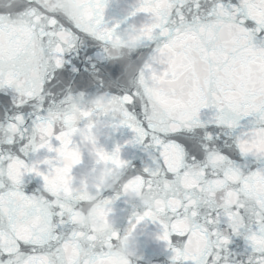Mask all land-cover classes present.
I'll return each instance as SVG.
<instances>
[{"label": "water", "instance_id": "95a60500", "mask_svg": "<svg viewBox=\"0 0 264 264\" xmlns=\"http://www.w3.org/2000/svg\"><path fill=\"white\" fill-rule=\"evenodd\" d=\"M15 2L0 0V7L14 9ZM137 2L109 0L105 20L109 27L116 21L121 24L104 52L111 58L127 57L141 46L146 28L159 30L164 39L157 50L152 51L153 45L148 42L138 50L145 72L138 83L133 81V86L142 90L141 100L146 98L153 121L176 128L188 119L206 0H199L202 12L196 25L176 26L173 21L169 27L165 25L175 15L173 0H145L146 12L125 19ZM177 2L190 18L192 0ZM36 4L78 22H87L93 15L88 0H36ZM28 15L32 16L31 27L24 13H15L0 31V58L10 60L19 56L29 66L27 71L9 69L5 75L19 94L18 103L31 96L43 100L40 84L49 65L48 45H42L36 32L37 26H41L43 34V13L33 14L30 10ZM57 35L65 42L71 37L63 31ZM100 49L101 45L89 38V42L73 51L70 59L79 64L81 72L60 78L61 82L48 97L55 102L47 105L48 112L39 117L36 128L31 127L30 119L40 109V103L32 101L19 108L9 104L0 110V211L7 218L0 220V247L15 254L17 240L43 244L37 250L38 255L28 256L22 264H156L162 242L156 236L164 232L175 184L161 183L158 164L147 157L145 164L155 170L147 184L132 173L130 165L119 166L112 160L99 158L97 149L113 155L120 144L123 145L120 158L133 162L140 159L137 148L124 144L133 136L132 129L128 126L113 129L126 109L122 101L105 91H111L107 88V73H94L92 64L99 60ZM59 50L61 46L57 43L51 52L56 59ZM98 77L105 79L103 88ZM97 104L102 107L97 108ZM21 111L29 120L27 131L23 132L16 124L5 123ZM86 112L91 115L85 116ZM20 123L24 124V120ZM21 132L28 141L23 156L8 158L12 149L4 145L11 144L14 137L19 139ZM180 155L175 145L165 146L164 161L170 169L178 170ZM35 176L42 179L43 191L26 195L34 191L27 184ZM125 176L127 181L123 179ZM125 184L126 190L122 191ZM45 193H51L55 199L49 200ZM116 193L119 199L106 203L105 198ZM57 205L60 211L71 215L72 223L64 228L53 223ZM110 208L114 210L108 212ZM145 210L153 211L157 219L146 218L132 237L123 239L132 213ZM116 230L121 238L113 244L112 234Z\"/></svg>", "mask_w": 264, "mask_h": 264}, {"label": "snow or ice", "instance_id": "6c2138e0", "mask_svg": "<svg viewBox=\"0 0 264 264\" xmlns=\"http://www.w3.org/2000/svg\"><path fill=\"white\" fill-rule=\"evenodd\" d=\"M89 6L93 10L92 18L87 22L81 20L77 21L59 13L49 12L43 8L42 5L36 4V0H16L14 9H7L0 7V31H3L9 24L11 17L15 13H24L28 17V27H31L32 16L28 13L31 10L33 14L43 13L41 17L44 21L43 34H40V27L37 26L36 32L42 43V45H48V71L44 73L43 80L40 84V93L43 96L41 101L38 97H28L24 103H18L16 97L19 95L11 81L5 79V75L9 69L13 72L24 70L27 71L29 66L26 64L24 58L14 57L10 60L0 58V110L7 107L9 104L15 107H23L31 104L32 101L40 103L41 107L35 113L31 115V127L36 128L39 123V117L44 116L48 112V104L55 101H49L48 97L51 96L52 90L61 82L60 78L72 77L80 74L81 68L79 64L73 59H70L71 54L78 46L89 42V38L92 41L98 42L101 45L99 60L92 64L94 73L106 72L107 73V88L111 91L105 90L112 98L120 100L124 104L126 109L124 116L120 121L113 125V129L116 130L121 126H128L133 131V136L124 142L125 145H132L139 150V160L133 162L132 160H124L120 158V151L123 145L117 144L114 154L109 155L102 149H97V154L101 160H112L119 166L130 165L132 173L136 175L139 180H142L147 184L152 181L154 171L148 165L145 164L144 158L152 159L154 163L159 166V173L161 183L168 181L171 184H178L181 173L170 169L164 161V148L166 145H175L182 153L184 162H200L204 159L207 146L215 145L219 149L222 155L226 156L228 161L241 162L245 159L244 154L240 152L239 146L236 144L235 139L228 135L229 131H232L227 124L217 123L216 116L218 113L210 115L207 120H199L198 122L188 121L187 123H180L179 127L171 128L168 123L161 122L157 124L152 120L149 111L147 110L146 98L141 100L142 90L133 86V81L137 83L141 75L145 72V66L143 65V56L137 54L138 50L146 42L153 45L152 51L159 48L163 41V37L159 35V30L151 31L149 29L144 30V35L141 37V46L135 51L128 54L124 58H111L108 57L104 49L108 46L112 40L115 39L116 29L120 27L121 21H116L111 27L108 25V21L105 20V10L109 6V0H88ZM235 5L236 7H242L241 0H230L226 6ZM173 8L175 15L169 17V24L165 27H169L173 21L176 26L181 24L196 25L200 19L201 6L199 0H192L191 10L188 11L189 15L185 13L183 6L173 0ZM215 4L211 3L208 12H214ZM145 0H138L137 4L128 13V17L136 16L141 12H146ZM246 16L244 20V26L252 29V35L254 40L264 39V27H259L251 16ZM183 18V19H181ZM51 21V22H49ZM258 29V31H257ZM67 32L71 34V37L67 42L60 40L57 33ZM59 43L61 50L57 52L59 59H56L51 54L52 49ZM79 55V52L76 53ZM89 60H92V56H88ZM99 65V66H98ZM100 87L105 86L104 77H98ZM121 90L122 94H121ZM102 107L97 104V108ZM211 110V109H210ZM85 116H90V112H86ZM248 115H255L257 122L259 121V113H249ZM229 118L236 121V127H241L240 121L247 117L243 114L236 115L231 114ZM24 120V124L20 123V120ZM23 111L16 113L12 116L11 120L6 121L8 125L16 124L23 131H27L26 125L28 124ZM170 123V122H169ZM19 135V139L13 138L11 144H5V148H11L12 151L7 153L8 158L13 155L23 156V149L27 144V137L23 134ZM2 152V149H0ZM80 162H83V158H80ZM191 165L189 164V167ZM258 166H264V159L258 158L256 165H250V170H255ZM187 171V169H185ZM127 181V176L123 178ZM29 188L34 189L31 193L26 192V195H30L37 190L43 191V181L39 176H35L27 184ZM127 185L125 184L126 190ZM49 200H54L55 197L51 193H45ZM119 199V194H113L106 197V203H114ZM186 203V201H185ZM57 212L53 216V223L56 227L64 228L72 223L71 215L68 212H62L57 205ZM114 209H108V212ZM215 211V208L212 209ZM191 211H196L199 215L197 206L193 205ZM190 214V213H189ZM221 213L217 212L216 216H213L211 212L206 217L207 225L210 229H215L214 246L216 250L212 253L211 259L205 261V264H225L227 254L232 252L231 245L236 243L237 240L241 241V247L245 250H250L249 255L244 258L242 264H264V248L260 247L254 239H250L249 235L241 234L238 230L234 229L230 234H226L223 230L217 228L222 221L220 220ZM156 220V214L151 210H145L143 213L133 212L128 219V227L125 229L123 239L127 240L135 233L137 226L145 221V219ZM174 218V217H173ZM7 219L4 217L2 211H0V220ZM9 223H11L9 221ZM226 226L233 227L231 222H226ZM259 231V226L256 229ZM55 235V233H54ZM213 232L209 231V236H212ZM112 243L114 244L117 239L121 238V234L118 230L114 231ZM157 240L168 241H181L186 239V234L177 232L164 231L156 236ZM60 238L57 237V251H59ZM43 244H35L29 241L17 240V252L15 254L6 252L3 247H0V264H9L10 261L13 264H22V261L27 259L28 256L38 255L37 251L42 248ZM19 259H16V257ZM170 264H176V255H170L165 257ZM131 264V262H129Z\"/></svg>", "mask_w": 264, "mask_h": 264}]
</instances>
